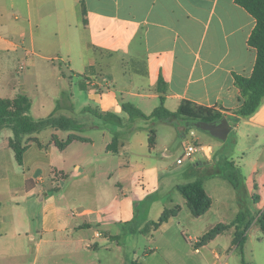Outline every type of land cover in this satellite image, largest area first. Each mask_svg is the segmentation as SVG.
Instances as JSON below:
<instances>
[{
	"label": "crops",
	"instance_id": "crops-1",
	"mask_svg": "<svg viewBox=\"0 0 264 264\" xmlns=\"http://www.w3.org/2000/svg\"><path fill=\"white\" fill-rule=\"evenodd\" d=\"M255 26V18L235 0H0V61L11 66L10 90L15 82L11 62H18L19 74L24 69L33 75L54 72L60 89L53 98V118L75 122L73 113L93 114L87 107L122 118L118 123L93 114L100 120L90 127L75 122L82 129L48 126L27 134L22 164L10 145L13 129L0 127V264H111L112 241L123 232L119 226L128 229L139 206L172 175V165L160 153L171 156L178 136H186L191 128L204 134L200 146L207 153L199 149L200 157L180 176L190 181L201 177L211 207L195 216L178 190L181 182L171 183L183 200L162 203L158 219L166 208L180 210L148 236L155 238L186 205L194 217H218L216 191L227 186L221 180H229L209 174L220 172L225 159L243 167L242 194L264 211V97L251 115L237 113L245 97L236 75L251 76L257 60V50L249 45ZM160 78L164 92L158 88ZM20 86L28 91L25 81ZM8 91L0 80V97L19 95ZM162 96L173 112L185 101L220 111L230 133L222 139L200 122L189 124V130L183 126L190 120L156 122L151 147L150 120L131 119L122 105L132 103L149 115ZM29 98L31 114L35 102ZM88 128L91 135L84 134ZM115 132L116 150L110 148ZM70 136L74 139L69 144L58 145ZM178 159L177 165H183ZM234 190L238 201L239 190ZM222 204L228 218H218L190 240L207 247L227 234L233 246L235 226L201 240L250 205L233 210V202ZM120 264L127 263L122 259Z\"/></svg>",
	"mask_w": 264,
	"mask_h": 264
},
{
	"label": "rangeland",
	"instance_id": "rangeland-1",
	"mask_svg": "<svg viewBox=\"0 0 264 264\" xmlns=\"http://www.w3.org/2000/svg\"><path fill=\"white\" fill-rule=\"evenodd\" d=\"M11 65L15 72V82L12 84L14 87L13 90H10V86L7 85L8 71L11 66L8 65L10 67L8 68L5 60L0 61V80L2 82V89L6 91L9 88L7 94H11V96L22 93L28 94L29 97H33L35 105L31 115L34 118H47L51 116L54 112L55 108L53 106L56 102L53 98L58 96V91L60 89L54 72L50 74V71H44L38 75H33L24 69L21 71V74H19L17 70H20V64L18 62H11ZM24 81L28 85L27 92L23 91L20 86V83ZM83 100V97H80V101ZM54 116H57V114L55 113ZM71 116L75 122L83 123L87 125V127H90L92 123L100 120L88 112L73 113ZM192 123L195 122L191 121L186 123L183 128L189 130L190 127L188 126ZM190 130L187 131L189 133H187L186 136H178L175 146L171 149V156L167 157L165 153H160V158L165 159L172 165V175L170 177L165 176V187L148 196L146 205L139 206L136 220L128 229L125 228V226H119L123 232L120 237L112 241V252L109 254L111 257V264H120L122 259L127 264H130L134 260H137L138 264H243V257L245 258L246 264H264V229L259 221L260 217L264 218V211L257 210L256 206L253 204V199L246 197L245 193H240L239 200L235 201L233 199L235 190L231 184L225 180L221 181L226 183L227 186H222L216 191V198L218 199L216 206L219 204L220 207L218 217H214L212 214H207L203 218L194 217L186 205L182 207L179 216L171 220L167 228H163L156 232L155 238L152 239L147 233H140V229L145 226L151 227V221L158 219L159 211L157 207L162 203L170 206V201L172 199L177 203L181 202L180 199L183 200V196L179 192L173 190L169 184L174 182H181V184L190 182V179L181 177L180 172L188 170L190 166H192L193 161L196 162L200 157V154L199 150H197L191 157H185V147L187 145L197 147L205 142L203 133H200L195 128H191ZM39 132H42V130ZM92 133L93 131L91 128L86 129L84 132L86 135H91ZM181 157L183 158L184 164L179 166L177 165V159ZM238 169L244 170L243 167ZM225 202H233V210L243 203H250L249 208L243 207L241 210L247 212L254 218L247 232V239L243 249L240 247L238 248L236 245L231 247L230 239L227 234L211 241L207 247L196 244L193 239L190 240L189 236L193 238L198 237L202 234L201 232H204L202 230H204L207 225L209 226L210 223L215 222L218 218H228L227 216L230 214L225 211V207L222 204ZM118 241L121 248L116 246V242ZM196 248L200 249L199 252L195 251ZM103 254H106V250H104ZM107 256L108 255H104V258Z\"/></svg>",
	"mask_w": 264,
	"mask_h": 264
},
{
	"label": "trees",
	"instance_id": "trees-1",
	"mask_svg": "<svg viewBox=\"0 0 264 264\" xmlns=\"http://www.w3.org/2000/svg\"><path fill=\"white\" fill-rule=\"evenodd\" d=\"M235 2L244 7L256 20V26L249 38V45L257 50L255 67L249 77L236 75V83L241 90L242 96L245 97V100L237 113L242 116H247L251 115L258 109L264 97V0H235ZM86 14L87 11L83 7L85 24L88 23L85 18ZM158 88L162 92L165 91L164 81L161 78ZM164 100L165 98L162 96L161 104L149 115L145 114L132 103L126 102L122 105L123 110L129 114L131 119L140 117L145 120H150L149 143L151 147H154L156 143V130L153 128L156 122L172 123L178 120H190L189 122H213L222 119L224 116L220 111H217L214 108L198 106L189 101L183 102L179 109L173 112L165 107ZM31 107V99L24 94H19L14 98L0 97V127L8 125L13 129L14 135L10 139V145L15 151L16 159L19 164L23 163L24 152L26 150V145H23V138L25 135L39 132L48 126L58 127L64 130L82 129L81 125H78L72 119L67 117L52 118V116H49L47 118L35 119L30 114ZM85 110L92 112L100 118L122 123V118L114 113H101L90 107H87ZM73 139L74 137L70 136L66 141H58L57 143L60 147H64ZM118 139L119 135L115 132L113 144L110 148L115 149ZM223 162L224 168H222L220 172L216 170L213 173H210L209 176H223L229 180L235 189L239 190V193H242L244 184L241 171L228 159H225ZM178 190L188 201L189 207L195 216L198 217L203 215L211 207L212 199L204 188L202 178L180 184ZM179 210L180 207L171 209L166 208L158 221H151V227L158 228L160 225L167 222L170 217L176 215ZM253 220L254 218H252L247 212L241 211L230 224H218L208 231L201 240L208 241L227 228L235 226L236 232L232 244L243 249L247 239V232L250 229ZM259 221L264 229V218L260 217ZM151 227L145 226L140 229V232L147 233L152 229ZM130 264H138V261L134 260ZM243 264H246L244 257Z\"/></svg>",
	"mask_w": 264,
	"mask_h": 264
},
{
	"label": "water",
	"instance_id": "water-1",
	"mask_svg": "<svg viewBox=\"0 0 264 264\" xmlns=\"http://www.w3.org/2000/svg\"><path fill=\"white\" fill-rule=\"evenodd\" d=\"M198 125L222 139H226L231 131V126L229 125L226 118H222L218 121L213 122H200ZM203 163L204 162H202V164Z\"/></svg>",
	"mask_w": 264,
	"mask_h": 264
},
{
	"label": "built area",
	"instance_id": "built-area-1",
	"mask_svg": "<svg viewBox=\"0 0 264 264\" xmlns=\"http://www.w3.org/2000/svg\"><path fill=\"white\" fill-rule=\"evenodd\" d=\"M199 149H201L202 151H204L205 153H207L206 152V147L205 146H197V147H194V146H192V145H187L186 147H185V157H191L192 156V154L195 152V151H197V150H199ZM183 162V158L181 157V158H179L178 159V163H182ZM197 252H199V248H196L195 249ZM224 264V263H223Z\"/></svg>",
	"mask_w": 264,
	"mask_h": 264
}]
</instances>
